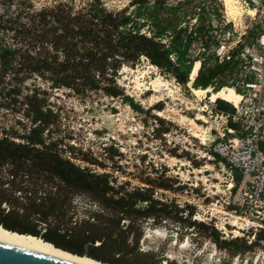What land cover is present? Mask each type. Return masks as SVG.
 Instances as JSON below:
<instances>
[{"label":"trees","instance_id":"16d2710c","mask_svg":"<svg viewBox=\"0 0 264 264\" xmlns=\"http://www.w3.org/2000/svg\"><path fill=\"white\" fill-rule=\"evenodd\" d=\"M26 2L0 0V79L11 76L17 85L37 76L53 88L118 98L122 96L115 85L119 70L142 58L160 74L172 77L180 86L190 84L195 90L217 93L256 80L249 58L258 50L261 27L253 25L228 57L217 58L211 49L231 40V26L221 24L214 0H132L119 11L106 10L99 0L77 11L65 4L36 11ZM194 48L201 49L195 56L191 54ZM236 91L241 93L237 87ZM19 94L15 90V95ZM215 103L219 111H235L225 101ZM25 106L32 126L27 132L8 137L0 129V167H9L12 193L27 201L5 211L2 205L9 201L0 191L3 229L39 238L102 264H161L154 255L139 251L147 221L154 225L169 221L191 228L230 257L251 252L264 243V228L251 230L248 238L253 235V240L249 243L245 237L225 240L213 226L192 221V207L156 198L157 191H170L167 180L146 178L143 187L128 188L127 183L115 187L108 174L79 168L62 157L56 143L47 142L44 133L54 125L56 116L38 101L37 94L26 96ZM229 126L237 128L232 123ZM260 150L264 152V143ZM107 152L116 153L112 148ZM211 156L228 169L221 158ZM241 178L240 172L233 170V193ZM81 195L98 209L87 211V219L74 225L65 223L66 207Z\"/></svg>","mask_w":264,"mask_h":264},{"label":"rangeland","instance_id":"374dc122","mask_svg":"<svg viewBox=\"0 0 264 264\" xmlns=\"http://www.w3.org/2000/svg\"><path fill=\"white\" fill-rule=\"evenodd\" d=\"M91 1L27 0L26 3L36 11L58 4L77 11ZM131 1L99 0L108 11L122 10ZM214 4L221 24L229 22L234 40L237 39L234 30L240 32L253 26L252 20L242 12L243 3L238 1L242 16L234 22L226 15L222 0H214ZM200 51L194 48L191 54L195 56ZM156 82L158 88H155ZM115 85L122 90L121 97L110 98L101 92L77 94L65 88H53L50 82L37 76L19 85L11 76L0 79V129L8 137L27 132L32 126L30 118L25 116L28 110L25 97L37 94L38 101L56 116L54 125L44 136H48L47 142L57 144L63 158L93 173L108 174L115 187L125 183L128 188L143 187L146 178L167 180L170 191H157L156 198L173 201L179 207H192V221L213 226L222 239L245 237L248 243L252 241L253 235L249 238L248 235L251 230L256 232L264 228V216L252 221L244 219L241 198L229 191L231 180L227 170L211 156V142L222 122L211 112L210 93L198 99L190 84L180 86L143 58L135 65H124L115 78ZM238 89L243 91L240 83ZM15 90L20 94L15 95ZM199 116L204 119L198 120ZM195 133L205 136V142L195 138ZM109 148L116 153L107 152ZM86 160L101 165H92ZM8 170L7 166L0 167V191H4L9 201L2 205L5 211L27 202L19 193H12ZM97 209L88 197L77 196L66 207L63 220L74 225V222L87 219V211ZM139 251L154 255L161 264L167 261L175 264H264V243L251 252L230 257L208 238L169 221L161 225H154L152 221L144 223Z\"/></svg>","mask_w":264,"mask_h":264},{"label":"built area","instance_id":"2783aa9c","mask_svg":"<svg viewBox=\"0 0 264 264\" xmlns=\"http://www.w3.org/2000/svg\"><path fill=\"white\" fill-rule=\"evenodd\" d=\"M239 2L245 6L243 14L252 20L253 25L261 27L257 40L258 53L250 55L251 72L256 80L240 82L243 91L238 94H241L242 99L238 107L233 106L234 113L219 111L215 102H209L211 112L222 122L220 130H215V139L211 145L213 154L228 166L230 193L235 187L233 170L240 172L242 178L236 193L241 198L240 207L244 209V219L252 221L264 216V152L260 150V144L264 143V0H260L258 7H251L246 0ZM249 10L253 11L252 15L247 13ZM247 31L234 30L237 39L234 40V34L231 33V40L219 42L212 52L219 59L228 57L236 46L243 42ZM238 85L239 83L236 84L237 88ZM236 87L233 88L235 92ZM244 101L248 103L245 104ZM231 123L237 128L230 127ZM222 166L224 167L223 164Z\"/></svg>","mask_w":264,"mask_h":264},{"label":"bare ground","instance_id":"6f19581e","mask_svg":"<svg viewBox=\"0 0 264 264\" xmlns=\"http://www.w3.org/2000/svg\"><path fill=\"white\" fill-rule=\"evenodd\" d=\"M224 3V7L226 9V15H228L234 22V20L240 19L242 16L238 1L239 0H222ZM249 15H252L253 11L249 10L247 12ZM237 22V21H236ZM158 80V79H157ZM158 82V81H157ZM156 82L155 88H158V83ZM155 83V82H154ZM154 88V89H155ZM192 93L198 99L205 97L210 93L209 100L210 102H215L216 100H222L234 107H238L242 96L236 94L235 90L232 88H224L217 93L210 92V89L200 90V89H192ZM198 120L204 119L202 116L197 118ZM203 131V130H202ZM197 133V132H196ZM195 138H199L202 142H205L204 137L202 135L196 134ZM0 241L8 244H12L15 246H19L22 248H26L29 250H33L36 252H40L43 254H47L53 257H57L63 260H67L76 264H102L92 259L86 257H79L68 252L62 251L60 249L55 248L49 243L42 241L39 238H33L31 236H18L17 234L10 233L3 228H0Z\"/></svg>","mask_w":264,"mask_h":264},{"label":"water","instance_id":"95a60500","mask_svg":"<svg viewBox=\"0 0 264 264\" xmlns=\"http://www.w3.org/2000/svg\"><path fill=\"white\" fill-rule=\"evenodd\" d=\"M246 1L251 3L252 6L254 7L260 6V0H246ZM249 62H251V58H249ZM0 228L2 227L0 226ZM8 232L17 234L18 236H30V235L18 234L16 232H11V231ZM0 264H76V263L0 241Z\"/></svg>","mask_w":264,"mask_h":264},{"label":"clouds","instance_id":"9594fccd","mask_svg":"<svg viewBox=\"0 0 264 264\" xmlns=\"http://www.w3.org/2000/svg\"><path fill=\"white\" fill-rule=\"evenodd\" d=\"M103 151V150H102Z\"/></svg>","mask_w":264,"mask_h":264}]
</instances>
